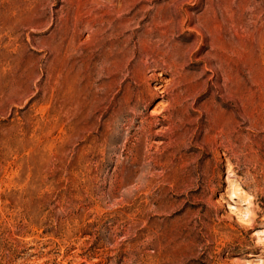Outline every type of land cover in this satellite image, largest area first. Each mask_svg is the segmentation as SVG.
I'll list each match as a JSON object with an SVG mask.
<instances>
[{
	"label": "rangeland",
	"instance_id": "374dc122",
	"mask_svg": "<svg viewBox=\"0 0 264 264\" xmlns=\"http://www.w3.org/2000/svg\"><path fill=\"white\" fill-rule=\"evenodd\" d=\"M263 5L0 0V264H264V127L222 138L219 48Z\"/></svg>",
	"mask_w": 264,
	"mask_h": 264
},
{
	"label": "bare ground",
	"instance_id": "6f19581e",
	"mask_svg": "<svg viewBox=\"0 0 264 264\" xmlns=\"http://www.w3.org/2000/svg\"><path fill=\"white\" fill-rule=\"evenodd\" d=\"M262 1L264 3V0ZM239 22L240 21L236 18L232 21L231 25L223 23L221 27H219L221 37V45L219 48L222 56L221 68L223 67L222 77L224 79V94L222 96L221 106L227 117L221 130L223 135L222 138L233 136V134L237 135L235 133H240L244 129L243 125L245 123H249L251 127H264V71H262L264 61H257L250 58V60L248 59L247 62H245V64H247L245 66L249 68V72H244L243 67L244 58L246 55L248 56L246 47L251 46L253 37L257 34V31H264V12L252 18L250 21L247 20L242 22L244 24L245 30L243 29V32H245V34L242 33ZM254 32H256V34L253 36ZM246 35L248 38L246 37L243 42L242 37ZM164 81L165 80H161V82ZM157 88L162 87L158 86ZM160 92H165V90L161 89ZM132 172L134 173V171ZM132 178H134V176ZM224 180L229 181V178L225 177ZM242 190L239 183L231 182L227 187L228 201L236 202V198L239 196L236 192H241ZM241 198L242 200H251L252 197L247 195ZM227 208L230 212L238 211L241 214H247L248 211H242L232 203H227ZM240 217H238L239 220H241Z\"/></svg>",
	"mask_w": 264,
	"mask_h": 264
}]
</instances>
